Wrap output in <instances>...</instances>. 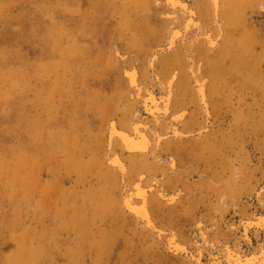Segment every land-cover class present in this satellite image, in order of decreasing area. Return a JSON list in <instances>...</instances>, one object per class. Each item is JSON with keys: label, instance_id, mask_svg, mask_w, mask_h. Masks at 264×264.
I'll use <instances>...</instances> for the list:
<instances>
[{"label": "rangeland", "instance_id": "obj_1", "mask_svg": "<svg viewBox=\"0 0 264 264\" xmlns=\"http://www.w3.org/2000/svg\"><path fill=\"white\" fill-rule=\"evenodd\" d=\"M263 2L0 0V264L261 252L264 226L244 224L264 217ZM114 123H143L148 152L110 142ZM139 181L149 224L124 205Z\"/></svg>", "mask_w": 264, "mask_h": 264}, {"label": "bare ground", "instance_id": "obj_2", "mask_svg": "<svg viewBox=\"0 0 264 264\" xmlns=\"http://www.w3.org/2000/svg\"><path fill=\"white\" fill-rule=\"evenodd\" d=\"M168 2H170L171 3V6L173 5V4H175V3H177V0H167ZM213 2V1H212ZM264 3V2H263ZM179 4V3H178ZM177 4V5H178ZM218 4H219V0H214V4L212 3V5H214L215 7L216 6H218ZM170 5V4H169ZM187 5H188V3H187ZM176 6V5H175ZM174 6V7H175ZM214 6H213V8H214ZM173 7V6H172ZM177 7V6H176ZM181 7H183V5H181ZM189 6H187V9L186 10H188L189 8H188ZM185 9V8H184ZM183 9V10H184ZM218 9V8H217ZM190 11V10H189ZM193 11H194V9H193ZM214 11H215V9H214ZM213 11V12H214ZM214 13H216V11L214 12ZM192 14H193V12H192ZM194 15V14H193ZM192 15V16H193ZM195 16V15H194ZM216 16V14H214V17ZM191 18V17H190ZM189 19V18H188ZM192 19L193 18H191V19H189L188 20V23H187V28H186V30L187 29H189V27L192 25ZM218 21V20H217ZM220 21H218V23H219ZM217 23V24H218ZM186 25V24H185ZM219 26V25H218ZM185 30V29H184ZM178 31V30H177ZM176 31V32H177ZM174 33V35H172V37L173 36H175V35H178L177 33ZM180 32V31H179ZM184 32V31H183ZM182 32V33H183ZM188 32V31H187ZM207 33V32H206ZM209 33V32H208ZM184 34H186L185 32H184ZM181 35V34H180ZM174 38V37H173ZM176 38V37H175ZM177 38H178V36H177ZM208 37H206V40H208L207 39ZM210 39V38H209ZM170 40V39H169ZM172 40H175V39H172ZM218 40V39H217ZM217 40H215V42L217 41ZM209 41V40H208ZM170 42V41H169ZM210 42V41H209ZM212 42H214V41H212ZM172 43H173V41H172ZM217 44V43H216ZM170 45H172V44H170ZM174 45H175V43H174ZM172 48H173V46H172ZM171 48V49H172ZM213 48V47H212ZM214 48H215V46H214ZM168 49V48H167ZM199 71V70H198ZM127 72V71H126ZM200 72V71H199ZM199 72H198V74H199ZM128 73V76H129V79H130V83L132 84V85H134V86H136V85H138V73H137V71L133 68L132 70H130V71H128L127 72ZM127 75V74H126ZM176 77L174 74L172 75V77ZM171 77V78H172ZM174 77H173V79L172 80H174ZM172 80H170V81H172ZM201 80V79H200ZM171 83V82H170ZM199 83H200V81H199ZM204 83V82H203ZM199 85V84H198ZM205 85V84H204ZM170 86V85H169ZM168 86V87H169ZM172 86V85H171ZM170 86V87H171ZM200 86H201V84H200ZM169 87V88H170ZM168 88V89H169ZM172 88V87H171ZM171 88H170V90L169 91H171ZM198 88V87H197ZM202 88V87H201ZM140 90V89H139ZM203 90H204V88H203ZM198 91V90H197ZM199 91H202V90H200V88H199ZM198 91V92H199ZM167 92H168V90H167ZM203 92V91H202ZM149 94H151V93H149ZM198 94H200V92L198 93ZM203 94V93H202ZM205 94V93H204ZM169 95V94H168ZM157 96H155L154 94H151V95H148V96H145L143 99H144V103H143V105L145 106V111H147L148 113H150V114H152L153 116L156 114V115H158L157 113L159 112H161V107H160V105H162V104H160V100L158 99V98H156ZM166 97H167V95H166ZM200 97V96H199ZM204 97V95H202V98ZM170 98V97H169ZM164 99V98H163ZM162 99V97H161V100H163ZM167 99V98H166ZM205 99H206V97H205ZM204 99V100H205ZM168 100H170V99H168ZM165 102V101H164ZM163 102V103H164ZM168 102H170V101H168ZM167 102V103H168ZM199 102H201V101H199ZM165 104H166V102H165ZM169 104V103H168ZM207 104V103H206ZM206 104H204L205 106H207ZM165 106V105H164ZM204 106V107H205ZM167 107V106H166ZM168 108V107H167ZM167 108H163V109H167ZM203 108V107H202ZM204 109V108H203ZM204 110H206V109H204ZM169 111V110H168ZM164 112H165V110H164ZM166 112H167V110H166ZM205 112V111H204ZM183 113V112H182ZM185 113H186V111H185ZM163 114V113H162ZM167 114V113H166ZM178 114H180V113H178ZM178 114H176V115H178ZM162 117V116H161ZM179 117H182V116H179ZM173 118V117H172ZM178 117L176 116L175 117V119H177ZM159 119V118H158ZM158 119H157V121L156 122H158ZM182 119V118H181ZM173 120V119H172ZM113 122V121H112ZM176 122H178V120H176ZM117 123V122H116ZM144 123V122H143ZM143 123H135V125L134 124H132V125H134L133 127H131L132 128V130L131 131H126V130H123V129H119L116 125H115V123L113 124V125H111V127H112V130H111V136H110V139H109V141L110 142H112V140L115 138V137H118L121 141H122V144L125 146V148H126V150L128 151V152H130V153H144V152H148V150H149V147H150V138L148 137V135L146 134V131H144V129L142 130L141 129V127H144V125H143ZM176 124V123H175ZM178 124V123H177ZM173 125V124H172ZM171 125V126H172ZM176 126V125H175ZM174 126V127H175ZM147 127V126H146ZM173 129V128H172ZM176 129V128H175ZM146 130V129H145ZM173 132V131H172ZM174 132H177V131H174ZM183 133V132H182ZM173 134V133H172ZM176 134H174V136H175ZM166 136V135H165ZM164 136V137H165ZM177 136V135H176ZM160 137V136H159ZM159 140V139H158ZM156 143H157V141H155ZM159 142V141H158ZM160 143V142H159ZM123 146V147H124ZM157 146H159V145H157ZM116 153V152H115ZM111 158V157H110ZM111 162L113 163V164H111V165H116V166H118V167H120L119 169H121L122 171H125L126 170V167H125V165H124V163H123V161L121 160V158L118 156V155H115L114 154V156H113V158L111 159ZM173 162H174V160H173ZM173 163H171V165H172ZM174 165V164H173ZM175 167V166H174ZM239 173V171H236V174H238ZM235 174V175H236ZM144 175V174H143ZM143 176H141V178H142ZM139 180H141V179H139ZM135 183V182H134ZM137 183V182H136ZM142 183V182H141ZM141 183H140V181L137 183V184H135V187H134V189L132 190V192L130 193V194H128L127 196H125V198H124V205H126V207L127 208H129L130 209V211L132 212V213H134L137 217H139V219L141 218L142 219V222L143 221H145L147 224H149V220L151 219L150 218V213H149V210H148V207H147V198H148V191H147V189L145 188V187H143L142 185H141ZM134 186V185H133ZM149 187H151V186H149ZM153 187V186H152ZM151 189H153V188H151ZM160 193H161V191H160ZM163 193V192H162ZM165 193H166V191H165ZM168 194V193H167ZM166 195V194H165ZM166 197V196H165ZM170 199H174V194H171V196L169 197ZM138 199L140 200V201H138ZM172 200H171V202H172ZM264 218V217H263ZM263 218H253V220L252 221H250V223L249 224H244L245 226V230L247 231L248 229H249V227L250 226H255L256 228H260V227H262V226H264V219ZM249 221V220H248ZM152 222V221H151ZM243 225V224H242ZM149 226V225H148ZM246 235V234H245ZM175 237V236H174ZM174 241V240H173ZM172 244H174V247L177 249V250H180L181 248H182V245H180L179 243H175V242H173ZM184 246V245H183ZM184 249V248H183ZM227 250H228V252H227ZM230 250H231V248H230ZM228 248H226V252H227V259H228V261L231 263V264H257V260H258V258H260V257H264V249H262L261 250V252H259V253H254V251L252 250V252L253 253H251V254H249V255H244V256H242V255H240L239 254V252L238 251H235V252H229L230 251ZM233 250H235V249H233ZM237 250V249H236ZM234 253V254H233ZM223 255H224V252H223ZM262 262H264V261H262L261 260V262H260V264H262ZM259 264V263H258Z\"/></svg>", "mask_w": 264, "mask_h": 264}]
</instances>
